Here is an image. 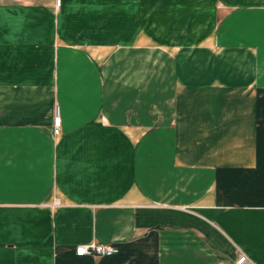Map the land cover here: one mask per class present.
<instances>
[{"label": "crops", "instance_id": "1", "mask_svg": "<svg viewBox=\"0 0 264 264\" xmlns=\"http://www.w3.org/2000/svg\"><path fill=\"white\" fill-rule=\"evenodd\" d=\"M55 2L0 0V264H264V0Z\"/></svg>", "mask_w": 264, "mask_h": 264}, {"label": "built area", "instance_id": "2", "mask_svg": "<svg viewBox=\"0 0 264 264\" xmlns=\"http://www.w3.org/2000/svg\"><path fill=\"white\" fill-rule=\"evenodd\" d=\"M56 6L60 5V0H56ZM61 121L58 113H56L55 123H54V133L57 135L60 133ZM118 249L114 246L101 245V244H89V245H79L75 248V254L77 256H97V257H108L117 254ZM236 264H251L245 255H240Z\"/></svg>", "mask_w": 264, "mask_h": 264}, {"label": "rangeland", "instance_id": "3", "mask_svg": "<svg viewBox=\"0 0 264 264\" xmlns=\"http://www.w3.org/2000/svg\"><path fill=\"white\" fill-rule=\"evenodd\" d=\"M56 135V134H55ZM109 246H112V245H109Z\"/></svg>", "mask_w": 264, "mask_h": 264}]
</instances>
